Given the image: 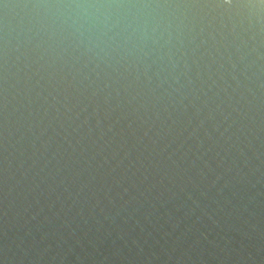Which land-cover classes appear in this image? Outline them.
I'll return each mask as SVG.
<instances>
[{"label":"water","instance_id":"obj_1","mask_svg":"<svg viewBox=\"0 0 264 264\" xmlns=\"http://www.w3.org/2000/svg\"><path fill=\"white\" fill-rule=\"evenodd\" d=\"M0 264H264V44L199 9L171 61L5 48Z\"/></svg>","mask_w":264,"mask_h":264},{"label":"clouds","instance_id":"obj_2","mask_svg":"<svg viewBox=\"0 0 264 264\" xmlns=\"http://www.w3.org/2000/svg\"><path fill=\"white\" fill-rule=\"evenodd\" d=\"M18 7L21 19L3 37L13 50L47 41L101 60L171 61L193 39L204 7L264 44V0H20Z\"/></svg>","mask_w":264,"mask_h":264}]
</instances>
